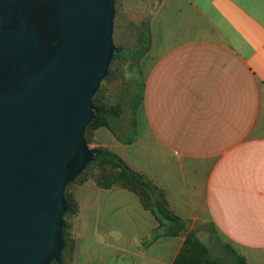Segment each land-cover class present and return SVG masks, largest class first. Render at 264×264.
<instances>
[{
	"label": "crops",
	"instance_id": "0c3cea01",
	"mask_svg": "<svg viewBox=\"0 0 264 264\" xmlns=\"http://www.w3.org/2000/svg\"><path fill=\"white\" fill-rule=\"evenodd\" d=\"M117 8L125 28L141 32L129 49L141 97L96 128L90 146L163 190L191 230L211 237V229L221 264H236L234 253L264 264V0H118ZM74 198L64 264H174L180 255L187 236H167L136 192L87 181Z\"/></svg>",
	"mask_w": 264,
	"mask_h": 264
},
{
	"label": "water",
	"instance_id": "95a60500",
	"mask_svg": "<svg viewBox=\"0 0 264 264\" xmlns=\"http://www.w3.org/2000/svg\"><path fill=\"white\" fill-rule=\"evenodd\" d=\"M115 18L116 0H0V264L60 260Z\"/></svg>",
	"mask_w": 264,
	"mask_h": 264
},
{
	"label": "trees",
	"instance_id": "16d2710c",
	"mask_svg": "<svg viewBox=\"0 0 264 264\" xmlns=\"http://www.w3.org/2000/svg\"><path fill=\"white\" fill-rule=\"evenodd\" d=\"M117 3L118 0H116V16L118 15ZM130 54L131 55L128 56V53H125L124 49L118 47V53L113 58V61L120 55L128 57H133L135 55L133 51H130ZM108 76L105 79H107ZM95 97L94 104L99 109V114L86 128L85 137L89 145L92 142V134L96 128L105 125L111 127V121L121 116V109L119 106H99L95 102ZM89 130L91 132L90 136H88ZM94 149L97 152L96 159L90 162L84 172L66 188L65 197L69 206V211L64 216L66 222V228L64 231L65 248L62 252L60 260L53 261L51 264H64L65 257L71 250L69 220L72 216L78 213L79 209L74 198L75 189L73 190L71 199L67 196V190L91 168H95L93 177L79 183L77 186L82 185L87 181H93L103 188H112L116 186L134 191L141 197L143 203L156 214L159 223L165 227L167 236H187L183 249L174 264H221L218 260H213L209 256L207 247L195 238L192 232L187 231L189 222L183 220L171 211L166 199V194L163 190H161L144 175L133 170L118 154L113 151L104 147ZM67 217H69V220H67ZM230 250L232 249L230 248ZM234 254L236 256L237 264H246L243 258L239 257L236 253Z\"/></svg>",
	"mask_w": 264,
	"mask_h": 264
},
{
	"label": "rangeland",
	"instance_id": "374dc122",
	"mask_svg": "<svg viewBox=\"0 0 264 264\" xmlns=\"http://www.w3.org/2000/svg\"><path fill=\"white\" fill-rule=\"evenodd\" d=\"M125 27L123 16L118 14L115 18L114 42L117 47L124 49L125 53H128L129 56L131 55L130 50H136V42H138L141 32L133 29L127 30ZM137 53H139V51H137ZM128 56L120 55L112 62L109 73L110 75L102 82L95 97V102L99 106H119L121 109V117L127 116L130 113L131 104L136 103L134 102L135 98L139 99L141 97L143 86V77L137 72L138 63L136 58ZM138 99L135 100L138 101ZM90 135L91 132L89 130L88 136ZM94 171L95 168H91L76 183L68 188V198L71 199L73 190L79 183L93 177ZM67 220H69V217H67ZM191 226L192 224L189 223L187 231L192 232L195 238L207 247L209 256L213 260H216L219 256V242L213 237L211 229H209L211 237H208L206 234H203V231H200L201 229L199 230L198 225H194L192 230ZM205 232H208V229H205ZM225 264L234 263L228 260Z\"/></svg>",
	"mask_w": 264,
	"mask_h": 264
}]
</instances>
